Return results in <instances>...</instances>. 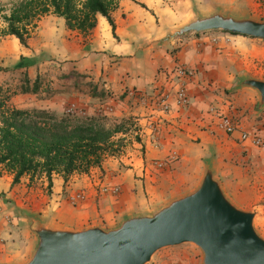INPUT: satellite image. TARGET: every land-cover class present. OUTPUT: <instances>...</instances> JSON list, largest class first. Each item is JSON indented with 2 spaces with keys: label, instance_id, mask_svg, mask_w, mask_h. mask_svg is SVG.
I'll list each match as a JSON object with an SVG mask.
<instances>
[{
  "label": "crops",
  "instance_id": "crops-1",
  "mask_svg": "<svg viewBox=\"0 0 264 264\" xmlns=\"http://www.w3.org/2000/svg\"><path fill=\"white\" fill-rule=\"evenodd\" d=\"M166 1L119 0L112 12L115 27L98 14L97 25L81 32L50 12L36 19L26 45L14 34L0 35V89H17L25 75L26 84L38 85L34 93L14 94L11 106L60 115L70 109L105 113L128 127L119 134L124 140L119 153L67 182L60 174L50 182L37 173L14 183V174L0 166V264H21L31 256L36 245L31 220L70 228L116 225L127 214L194 190L207 160L236 204L256 211L264 234V146L241 139L242 130L264 135V106L253 88L237 87L240 75L255 73L243 70L236 54L239 43L263 39L213 30L150 44L190 17L165 28ZM178 66L191 70L185 77L190 102L184 106L176 103ZM162 91L170 94V110L154 102ZM223 114L239 129H221ZM100 181L120 186L119 194L102 193ZM80 189L87 198L75 203L70 195Z\"/></svg>",
  "mask_w": 264,
  "mask_h": 264
},
{
  "label": "water",
  "instance_id": "water-1",
  "mask_svg": "<svg viewBox=\"0 0 264 264\" xmlns=\"http://www.w3.org/2000/svg\"><path fill=\"white\" fill-rule=\"evenodd\" d=\"M213 30L264 39V18L228 7L197 8L150 44ZM237 87L253 88L264 106L263 77L242 74ZM29 228L36 245L21 264H147L159 250L185 243L200 248L202 264H264V234L256 225V211L236 204L209 160L194 190L152 210L127 214L116 225L70 228L37 219Z\"/></svg>",
  "mask_w": 264,
  "mask_h": 264
},
{
  "label": "trees",
  "instance_id": "trees-1",
  "mask_svg": "<svg viewBox=\"0 0 264 264\" xmlns=\"http://www.w3.org/2000/svg\"><path fill=\"white\" fill-rule=\"evenodd\" d=\"M264 4V0H260ZM119 0H0V13L6 23L3 34H14L26 45L36 19L54 13L66 19L69 28L88 32L102 14L115 27L112 12ZM145 6V4H142ZM9 7V12H3ZM224 31V30H222ZM238 34V33H232ZM241 35V34H238ZM22 63L25 58L22 56ZM17 89H0V166L14 174V183L25 174H45L52 182L60 174L67 182L75 172H89L101 165L108 154L119 153L128 130L127 122L110 123L105 113L64 114L44 108H20L9 101L16 93H34L27 75Z\"/></svg>",
  "mask_w": 264,
  "mask_h": 264
},
{
  "label": "rangeland",
  "instance_id": "rangeland-1",
  "mask_svg": "<svg viewBox=\"0 0 264 264\" xmlns=\"http://www.w3.org/2000/svg\"><path fill=\"white\" fill-rule=\"evenodd\" d=\"M191 4H185V0H168L165 3V7H168V13L162 15V26L165 28L173 23H180L185 20L189 15L194 13L195 9H200L202 11H207L208 9L215 6H224L232 8L237 12H246L254 16L264 18V4L260 0H235L232 2H225L226 0H190ZM3 12H9V7H7ZM6 26L2 18V13H0V35L3 34L2 29ZM215 32V31H214ZM195 33V32H193ZM31 36V34H30ZM178 38V37H176ZM256 42L257 48H254V43ZM251 43V44H250ZM250 43H239L236 47V54H239L238 58L240 60L242 67H246L243 70H250L255 74L254 76L264 78V39H251ZM237 46V45H236ZM244 74V73H243ZM250 74V73H248ZM239 78V77H238ZM5 89L3 94H5ZM111 124L113 122H110ZM156 207L148 208L147 210H152ZM197 259L199 264H202V252L199 247L191 243H185L178 246L165 247L159 250L154 256L151 262L147 264H170L171 262L177 264H183L184 261H193Z\"/></svg>",
  "mask_w": 264,
  "mask_h": 264
},
{
  "label": "built area",
  "instance_id": "built-area-1",
  "mask_svg": "<svg viewBox=\"0 0 264 264\" xmlns=\"http://www.w3.org/2000/svg\"><path fill=\"white\" fill-rule=\"evenodd\" d=\"M191 70L186 68L185 66H178L175 73L177 74V77L179 78L177 81V90H176V103L177 105H187L190 102L186 80L185 77L187 74H190ZM169 93L167 92H160L156 95V99L154 102L160 105V107L164 110H170V104L168 102ZM158 96V98H157ZM108 111H112V108L108 106ZM70 112H73L72 109L69 110ZM219 127L223 130H225L227 133H233L237 129H239V124L232 118L230 115L223 114L221 115L220 121H219ZM241 139L247 140L252 139L253 143L257 146H264V135L262 134H253L249 132L248 130H242L241 131ZM159 167H162L164 165V162H158L156 163ZM100 191L102 193H112V194H119L120 192V186L118 185H109L104 181L99 182ZM87 198V192L85 189H80L74 192L70 195V199L77 203L79 201H84ZM170 264H177L171 262Z\"/></svg>",
  "mask_w": 264,
  "mask_h": 264
}]
</instances>
